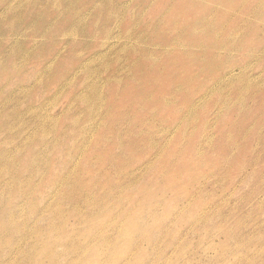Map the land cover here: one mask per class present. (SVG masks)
Instances as JSON below:
<instances>
[{
	"label": "rangeland",
	"instance_id": "obj_1",
	"mask_svg": "<svg viewBox=\"0 0 264 264\" xmlns=\"http://www.w3.org/2000/svg\"><path fill=\"white\" fill-rule=\"evenodd\" d=\"M0 264H264V0H0Z\"/></svg>",
	"mask_w": 264,
	"mask_h": 264
}]
</instances>
